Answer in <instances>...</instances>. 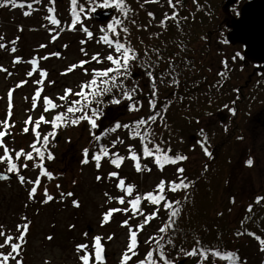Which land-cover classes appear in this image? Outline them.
Returning a JSON list of instances; mask_svg holds the SVG:
<instances>
[{
  "label": "rangeland",
  "instance_id": "1",
  "mask_svg": "<svg viewBox=\"0 0 264 264\" xmlns=\"http://www.w3.org/2000/svg\"><path fill=\"white\" fill-rule=\"evenodd\" d=\"M138 1L142 6L143 3L161 2L160 5L156 3L151 9L157 15L154 26L143 27L140 33H137L139 39H149L163 34L162 22L168 23L169 15L174 12L172 7L164 0ZM226 1L223 0L219 19H222V15L225 16V14L230 19L237 16V12L231 7L224 9ZM240 1L238 5L245 2V0ZM69 2L70 0H55L53 5L48 0H41L43 5L36 12L32 9L39 5L21 9L19 7L22 5L18 6L17 0H7L5 6L0 4V45H4L0 47V132L7 133L3 137L4 145L8 149L7 155L12 159L15 151L16 153H21V150L27 151L33 144L42 146L46 150L50 148V152L56 153L51 154L55 164L52 169L55 170L56 177L53 183L43 182L44 179L47 180L45 169L50 175L52 173L51 169L44 165L39 169L32 168L30 174L24 177V183H21L19 178L11 184L0 183V231L5 234L0 236V244H3L9 236L21 235L24 232L23 226L28 225V234L24 233V240L14 239L11 242L20 245L19 254L12 252L10 244L0 249V252L4 254L11 252L15 257V259H9L7 264H84L82 257L86 255L90 257L89 264H95L96 249L93 251V248H95L96 237L101 238L104 249L103 264H122V258L130 243L131 231L137 233L139 249L147 242L150 234L160 232L159 222L162 218L152 221V226L145 223V218L150 217L153 220V217H160L159 215L167 210L163 205L162 212L145 215V206L151 204L145 197L153 194L155 187L158 188L157 186L163 181V194L167 198L170 193L169 184L172 181H177L186 174L196 175L207 161L206 153L210 149L205 143L207 137L215 139L217 135L226 133V129L229 130L232 127L237 111L239 122L243 124L242 128L249 129V123L257 114L258 106L264 105V99L259 102L257 99L246 97L239 103L238 110L234 109L233 102L238 97L236 92L245 83L241 82L240 70L236 65V59L242 53V48L239 46L232 47L224 39L217 42L215 40L216 47L212 46L210 54L197 63V66L200 65L198 70L201 72L196 69L195 81L192 80L193 77H190L191 81H188L185 74L181 75L178 70L175 71L177 68L182 70L183 63L179 61L180 58L172 62L171 69L169 68L171 61L164 59L162 66H157L155 62L137 61L135 64L132 63L134 66L131 71L127 65L126 70L122 67L117 71L113 68L116 65L107 59L109 55L119 60L123 57L121 52L116 51V43L113 42L111 45L105 43L102 33L104 34L106 30L92 21L91 15L85 17V20H82L84 16H79V22L73 29L67 19ZM193 4V0L187 1V9L192 14L196 13V6ZM45 6L50 9L55 8L52 15L60 22L61 28L58 26L60 29L48 18L47 12L43 10ZM25 12L30 15H25ZM161 14L163 18H158ZM22 16L24 20L21 19ZM28 16L32 20L31 23L26 21ZM72 18L74 19V16ZM178 18L180 25L181 19ZM84 29L92 33L91 38ZM94 56H98L100 62L93 59ZM128 57H130L129 53ZM121 60H123L121 64H124V57ZM82 61L87 63L80 66ZM109 65H111L109 69H113L105 76L102 84H108L109 99L115 100L108 101L107 105L114 108L106 106L100 118H96L93 114L90 115V119H84L81 111L68 112L67 109L74 99H83L82 96L75 95L82 91V85L88 84L89 80L96 76L93 72H101V68ZM73 66L76 67L73 68ZM157 68L163 70L162 76L158 75ZM252 71L253 68L249 69L243 80L248 79ZM132 73L140 74V76L132 80L130 78ZM169 73L172 74L170 80L176 78L180 83H189L195 91L190 96L186 91H182L180 97L169 96L166 103L171 107L170 111L174 110L173 116L172 112H166L165 122L161 128L145 132V128L157 114L158 108V103L154 101L148 105L145 102L148 99H155L152 95L155 96L156 90L162 89V86L169 81ZM155 76L162 78L161 82L153 81L156 79ZM69 89L71 94L66 92ZM232 91H235L233 96ZM228 94L233 99H229L231 101L222 108L213 121L205 117L194 123V127L185 129L186 126H184L180 129L182 117L177 114L179 108L177 102L191 99L190 105L202 106L199 101L218 103L223 99H212L215 95L220 98V95L226 97ZM144 95L149 97L146 98ZM254 95L257 96L258 92L254 91L253 97ZM164 97L166 96H162ZM197 97L200 99H194ZM132 99L137 100L132 101ZM140 99L146 100L142 102L139 101ZM114 101H119V104ZM77 102H73L72 107L76 106L79 109L81 104ZM115 105H119L120 109H117ZM57 116H61V120L65 121L63 127L61 130L54 127L48 130L47 128L52 127V120ZM220 116L224 119L223 121ZM118 118H120L118 123L113 125V121ZM27 121L30 122L26 123ZM37 121L40 122L39 128L36 127ZM73 121L76 122L73 123ZM92 121L95 122V127ZM141 121L145 123L140 124ZM254 122L257 124L256 120ZM5 123L9 127L5 128ZM137 132L140 133L139 136L136 135ZM50 133H55L54 137ZM169 133L178 134V137L175 141H171L169 151L163 154L167 156L174 154L178 157L184 155L186 159L175 164L165 163L161 170L156 162V157L161 153L156 152L155 149L157 146L162 149L159 143L167 137L164 134ZM37 134L40 137L39 141H37ZM191 136H194L195 140L189 141ZM248 136L250 138L243 143V147H236L240 163L231 173L232 181H236L234 183H237L239 187L237 197H241L244 202L250 195L264 192V156L260 154L257 135L249 134ZM45 137H47L46 144ZM170 137L174 138L175 135ZM56 139L59 140L54 143ZM96 142L102 148V153L99 154L101 156L99 167L94 161H88L90 157H93L91 152ZM145 148L152 151L153 155H146ZM85 150L88 153L87 157ZM105 150L108 153L107 156L104 155ZM117 154L124 158L119 167L112 163L113 160L118 159ZM133 154L139 158L140 171L136 168L137 161L131 158ZM4 156V148L0 147V157ZM249 158H251L249 167L252 169L251 171L247 168L243 170L242 165L245 162L248 163ZM85 159L87 163L84 162ZM5 160L8 159L5 158L2 161ZM60 160L65 161L63 166L58 165ZM240 167L241 172H239ZM179 168H183L184 171L178 172ZM7 173L14 177L17 175L21 177L22 171L20 168L17 172ZM111 173L118 175L111 176ZM126 178L131 180L129 184L132 187L126 186ZM120 180L124 181V190L118 187ZM66 184H68L67 187ZM27 187L30 192L33 188L36 189L34 196L26 192ZM128 188H132L131 195L127 193ZM45 193L52 197L50 201ZM44 197L45 199H42ZM137 197L140 198V202L133 207ZM120 198L124 199L123 204L119 203ZM74 201L79 203V207L74 205ZM111 209H122V211L113 212L105 221V216ZM141 224L144 225L142 229L139 227ZM143 231H149V234ZM72 238L82 242L80 245L88 247L83 249L84 251L77 252L74 249L75 242L71 241ZM254 253L255 251L251 254ZM133 257V264H139L137 257ZM258 257L260 262V258H264V252L259 253ZM182 261H184L183 264H194L190 259ZM196 264H219V262L209 260ZM242 264H252V262L243 261Z\"/></svg>",
  "mask_w": 264,
  "mask_h": 264
},
{
  "label": "trees",
  "instance_id": "2",
  "mask_svg": "<svg viewBox=\"0 0 264 264\" xmlns=\"http://www.w3.org/2000/svg\"><path fill=\"white\" fill-rule=\"evenodd\" d=\"M48 1L51 2V0ZM187 1L188 0H171L170 4L169 0H164L167 5L172 7L174 12L169 15L170 19L168 23L162 22V27L164 26L163 34L152 36L151 38L148 37L149 39H139L137 33H140L143 27L152 28V26H154L157 15L155 11L151 9L156 3L160 5L161 2H155L154 4L143 3L144 5L142 6L141 2L138 0H123V3L126 5L125 10L127 11V15L124 14V11L118 9L115 4L108 7L114 9L115 12L111 19L104 24L103 27L106 31L104 34L102 33V35L112 42L118 40L126 48L131 49L129 52L130 57H128L127 60L129 71L133 69L137 61H142L143 63L155 62L157 66H162L164 59L169 62L171 61L169 64L170 67L168 65L171 69L172 62L180 58L179 61L183 63V65H181L182 70L177 68L175 71L177 72L178 70L181 75L185 74L188 81H191L190 77H193L192 80L195 81L196 71L200 67V65L197 66V63L200 62L201 58L210 54L212 41L216 40L217 42L223 41V39L226 40V33L228 31L226 25L230 18L225 14V16L222 15V19H219L221 17L220 12H222L223 0H193V5L196 6V13L193 14L187 9ZM103 3L104 0H77L75 12L78 13L80 17L84 16L82 20H85V17L93 13V11H91L92 8H95V11L99 9H108L99 6ZM69 5L70 7L68 8L67 3V16H69L67 19L69 24H73L74 22L77 24L79 20L74 21L72 18V16H74L72 0H70ZM81 8L84 10L81 11ZM238 8V5L232 7L233 11L237 12V15L239 12ZM49 9L50 8L46 6L43 9L48 13V18L53 14ZM32 13L33 12H31V14ZM178 17L181 19L180 25ZM158 18H163V15L161 14ZM21 19L24 20L23 16ZM26 21L29 23L32 22L30 16L27 17ZM116 21H120V23L117 24ZM108 24L112 25L115 31L109 29ZM59 27L61 28L60 25ZM59 27L57 26V28ZM221 34H223V36H221ZM121 59L120 61L123 63ZM241 59V55L236 59V65L238 66V70H240L239 75L242 74L241 67H243ZM176 63H178V61ZM109 68H111V65L106 68H101V72H93L97 77L94 76V78L89 80V83L93 79H95L97 83L92 85L91 89H83L85 92V96H82L83 99L76 98L72 101V103L79 101L81 104L79 106V109H81V116H87V119H90V115L92 116L95 114L96 118H100L102 114H104L106 106H108L107 102L115 100L109 99L110 88L108 84H102L106 77L101 74ZM113 68L117 69V66ZM162 71L161 68H157L159 76H162ZM198 72H201V70H198ZM171 75L172 74L169 73V81L162 86L164 89L162 88V90L159 88L156 90L155 96L152 95L155 99H142L146 100L145 103L147 105L151 101L158 103L157 114L154 115L152 122L147 125L145 132H149V130L152 131V129L155 131L161 128L165 122L164 118L166 117V112H169L171 109L169 104L166 103V101L169 100V96L180 97L182 91H186L190 96L195 91V88L189 83H180L176 78L170 80ZM130 78L134 80L133 73ZM155 78L156 79L153 80L155 82H161L162 80V78L159 79L157 76H155ZM105 89H107V91H105ZM231 93L233 96L235 91ZM144 96L146 98L149 97L148 95ZM162 96H166L164 98L167 99L162 98ZM232 96L228 94V96L222 97V95H220V98H217L215 95L212 99L223 100L218 101V103H210L209 101L203 100L199 101L202 103V106L199 104L190 105L191 99H183L177 102L179 107L177 114L182 117L180 129L184 126H186L185 129L194 127V123L198 122L203 117L212 119L215 114L220 113L222 108L231 101L229 99H233ZM238 98L240 99L241 97L239 96ZM194 99L200 98L197 97ZM135 100L137 99H132V101ZM142 100L140 99L139 101ZM194 101L196 102V100ZM72 103L69 107H72ZM233 103L234 109L238 110L239 103L241 102L234 101ZM117 104H119V102ZM254 104H256V102H254ZM108 107L114 108L111 107V105ZM115 107L120 109L119 105H115ZM74 108L77 109L76 106H74ZM202 108H206V110L203 111ZM170 112H172L173 116L174 110ZM122 114L124 115L125 113ZM234 117L235 119H233L232 122L233 125L229 130L226 129V133L217 135L215 139L207 137L205 143L210 148H208L209 151L206 153L207 161L200 170L197 171L196 175L186 174L179 180L172 181L169 184L170 193L167 198L164 196L163 192L160 193L158 188L155 187V191L152 195L163 196L164 199L153 204L152 200H150L151 204L145 206L144 211L145 215H154L157 211L162 212L164 205L167 211L160 214V217H153V220L148 217L147 223L152 226V221L157 218H162V221L159 223L161 228H165V231L150 234V237L147 238V242L141 249L136 247V255L129 253V255H132V260L128 261L127 264L134 263L133 256L137 257L136 260L139 264L140 261H145V264H148L149 259L153 260L155 264H165L166 261L167 264H177L187 259L192 260L194 264L198 262H207L209 260H216L219 264H242L243 261L249 262V260L252 264H264V258H260L259 262L258 257L259 253L264 252V243H261V241H264V192L252 194L250 197H247V200L244 202V200H241V197H237L239 187L237 183H234L236 181H232L231 179V173L234 167L239 166L240 163L236 147H243V143H246L248 140L247 128H242L243 124L239 122L238 111ZM120 118L115 119L113 125H116ZM63 122L65 121L54 119L52 120V127L47 129L50 130L53 128V124L55 123L56 127L54 128L61 130ZM164 135L167 137H164L159 144L163 152H168L171 141H175L178 134L169 133ZM171 135L173 137L175 135V137L171 138ZM56 142L57 139L54 143ZM99 145L98 142L93 144L94 148L91 152L93 157L97 156L96 154L99 155L102 153V148H100ZM36 149H39V152H37ZM48 150L42 146H36L35 149L31 147L27 151L21 150L25 155H21L19 159H17V154L20 152L16 153L15 151L11 160L0 161V171L9 172L8 169L10 164L15 163L18 170L21 168V176L25 177L27 174H30L32 168L39 169L40 165H44L48 169H51L52 178H49L47 175V180L44 179L43 182L53 183V181L56 180L54 176L55 170L52 169L55 164L53 159L48 158V155L49 153L52 155L56 153L55 151L50 152V148ZM27 154H31L33 159L28 160L26 158ZM260 154L262 156L263 151L260 150ZM41 157L43 158L41 159ZM93 157H90L88 161L97 163ZM169 157L175 158L178 156L171 154ZM182 157H184V155ZM240 157L242 159V154ZM248 157H251V155H248ZM248 161H251V158H249ZM64 163V160H60L58 165L63 166ZM25 164L27 167H24ZM249 166V162L243 163V170L247 168V170L251 171L252 168ZM58 169L56 171H58ZM12 172L17 171H10V173ZM239 172H241V167L239 168ZM17 178L20 179V176L17 175L12 180L0 183L11 184L13 183L12 181ZM130 181L129 178H126V186L132 187V185L129 184ZM67 185L68 184H66V187ZM173 185H187V187L180 186L176 191H172ZM25 190L31 193L28 187ZM228 193L230 195H228ZM42 199H45V197ZM177 201L179 203H177ZM169 203L172 207H168ZM176 210H178V213L173 217L171 213ZM143 232L149 234V231ZM25 234L28 233L26 232ZM72 239L71 241L75 242L74 249L78 252V246H80L82 242H77L78 240L75 238ZM94 249L95 248H93V251ZM194 250L197 252V255H189V253ZM253 251H255V253L251 254ZM149 253H151V257H149ZM201 253L206 254L207 258L205 259Z\"/></svg>",
  "mask_w": 264,
  "mask_h": 264
},
{
  "label": "snow or ice",
  "instance_id": "3",
  "mask_svg": "<svg viewBox=\"0 0 264 264\" xmlns=\"http://www.w3.org/2000/svg\"><path fill=\"white\" fill-rule=\"evenodd\" d=\"M51 2H52L53 5L55 4V0H51ZM169 3L171 4V0H169ZM113 4H115V6L118 9L124 11V14L127 15V11L125 10L126 9V5L123 3V0H104V3L101 4V5H99V6L100 7H103V8H108V7H111ZM72 5H73V10H74V21H76V20L79 19L78 13L75 12V8H76V5H77V0H72ZM30 6L31 5H29V7ZM83 10L84 9L81 8V11H83ZM95 10H96L95 8H92L91 9V11H93V12ZM49 11L54 13L55 12V8L53 7L51 9H49ZM25 15H30V13L25 12ZM53 23H55L57 26H59V23L60 22L58 20H55L54 19L53 20ZM116 23L119 24L120 21H116ZM71 27L74 29L76 27V23L74 22ZM108 28L111 29V30H113V31H115V29L113 28L112 25H109ZM84 30H85V32H87V29H84ZM125 31H126V29H125ZM87 34H88L89 38H91L92 33L87 32ZM104 41H105V43H108L109 45H111L113 43L107 37H104ZM115 43H116V51L117 52H121V54L124 56V64H121V61L119 59H114V57L112 55H109L107 57V59L109 61H112L117 66V69H116L117 71H119V69L122 68V67L126 70V65H127V60H128V53L131 51V49L126 48L118 40ZM3 46L4 45H0V47H3ZM13 51H15V49H13ZM46 58L47 57H45V59ZM93 59H95L98 62H100L98 56H94ZM84 63H87V61H82L80 66H83ZM75 67L76 66H73V68H75ZM110 71H112V69H109L108 71L103 72L101 75L107 76L108 75V72H110ZM44 75H46V73H44ZM96 83H97V81L95 79H93L90 83L85 84V85H82V91L79 92V93H76V95H78V96H85V92L83 91V89H85V88L91 89L92 85H95ZM105 91H107V89H105ZM66 92L68 94H71V90L70 89L69 90H66ZM128 98H130V96ZM61 99H63V97ZM46 102L47 103H51V101H46ZM114 102L118 103L119 101H114ZM80 110L81 109H76L74 107H69L67 109V111L68 112H71V113H74V112L80 111ZM83 118L87 119L88 117L87 116H84ZM55 119L56 120H61L62 117L61 116H57ZM152 119H154V117ZM41 120H43V117H41ZM29 122L30 121H27L26 123H29ZM75 122L76 121H73V123H75ZM139 123L140 124H143L145 122L144 121H141ZM39 124H40V122L37 121L36 122V127L37 128H39ZM92 124H93V127L96 126L94 121H92ZM53 126L56 127L55 123L53 124ZM7 127H9V125H7V123H5V128H7ZM117 127H119V125H117ZM137 127H139V125ZM25 131H27V129H25ZM6 134H7L6 132H0V147H3L4 148V152H5V156L4 157H0V161L4 160L5 158H7L8 160H11V157L7 155L8 154V149L4 145V140H3V137ZM50 135H52L54 137L55 133H50ZM136 135L139 136L140 133L137 132ZM39 139H40L39 134H37V141H39ZM141 139H143V137H141ZM44 142H45V144L47 143V137L44 138ZM32 147L35 149L36 148V145L33 144ZM36 151L39 152V149H36ZM144 151H145L146 155H149V156L153 155V152L150 151L147 148H145ZM155 151L161 153L160 156L156 157V162H157L158 166H160L161 170L163 169V166H164L165 163L175 164V163H177L180 160L186 159V157H175V158L169 157L166 154H163V150L160 149L159 146L156 147ZM21 155H25V154L23 152L17 154V159H19V157ZM87 155H88L87 150H85V156L87 157ZM104 155L105 156L108 155V153H107L106 150L104 152ZM117 157H118V159L117 160H113L112 163H114L117 167H119L123 163L124 158L123 157H119L118 154H117ZM26 158L28 160H32L33 159V157H32L31 154H27ZM42 158L43 157H41V159ZM48 158L49 159H52L53 158L52 155H51V153H49ZM93 158L97 161V167H99L100 166L99 165V161H100L101 157L99 155H97V156H94ZM131 158L133 160L137 161L136 168H137V171H140L141 170V166L139 164V158L135 154H133V156ZM84 162L87 163L88 162L87 159H85ZM249 164H251V161H249ZM24 167H27V165L25 164ZM40 167H43V165H40ZM8 170L9 171H18V167H17V165L15 163H11ZM177 171L180 172V173H182L184 171V169L183 168H179V169H177ZM45 175H48L49 178H52L51 175H50V173H48L46 169H45ZM110 175L111 176H117L118 174L117 173H111ZM0 178H6V177H0ZM97 179H100V177H97ZM20 180H21V183H24V177L21 176L20 177ZM180 186L187 187V185H173V187H172L171 190L172 191H176L177 188L180 187ZM118 187H120L121 190H124V181L123 180H120V183H119ZM158 190L161 191V192H163V190H164V182L163 181H161V183L158 185ZM35 192H36V189L33 188L32 189V192L30 193V195H34ZM127 193L129 195H131L132 188H128L127 189ZM45 195L47 196V193H45ZM47 199L50 201L52 199V197L51 196H47ZM145 199L152 200L153 203H158L160 200L164 199V197L163 196H153L152 194H148L145 197ZM124 202H125L124 199L123 198H120L119 203L123 204ZM139 202H140V198L137 197L136 200H135V202L133 203V207H135L137 204H139ZM177 203H179V202L177 201ZM74 205L77 206V207H79V203L76 202V201H74ZM168 207H172V205L169 203L168 204ZM118 211H122V209H111L109 211V213L106 214L105 221H107L108 216H110L113 212H118ZM177 213H178V210L173 211L171 213V215L173 217H175L177 215ZM148 219H149L148 217L145 218V223L148 222ZM143 226H144L143 224L139 225V227L141 229L143 228ZM27 228H28V225L25 224L23 226L24 232L21 235H19L18 237H11V236L7 237L5 239V241H4V243L3 244H0V249L4 248L5 246H7V245L10 244L11 245L12 252H15V253L19 254V252H20V245L17 244V243H11V242L14 239L15 240L23 241L24 240V233L27 232ZM18 231H20V227L19 226H18ZM160 231L161 232H164L165 231V228H161ZM4 235L5 234L2 231H0V236H4ZM49 239H51V237H49ZM261 243H264V241H261ZM137 246H138L137 233L135 231H131L130 232V243H129V246H128V252H126L124 254L123 258H122L123 259V264H127V262L132 259V255H136L137 254L135 252V249H136ZM87 247H88L87 245H80V246H78V250H83V249H86ZM95 249H96V252H95V264H103V261H104V256H103L104 249H103V246L101 244V238L100 237H96L95 238ZM128 253H131L132 255H129ZM189 255L195 256V255H197V252L194 250V251L190 252ZM201 255L204 256L205 259L207 258L206 254L201 253ZM149 257H151V253H149ZM9 259H15V257L12 256L11 252H9L8 254H4L3 252H0V264H7V262L9 261ZM89 259H90V257L87 256V255L84 256V257H82V260L84 261V264H89ZM140 264H145V261H140ZM148 264H155V262L153 260L149 259L148 260ZM165 264H167V261L165 262Z\"/></svg>",
  "mask_w": 264,
  "mask_h": 264
},
{
  "label": "water",
  "instance_id": "4",
  "mask_svg": "<svg viewBox=\"0 0 264 264\" xmlns=\"http://www.w3.org/2000/svg\"><path fill=\"white\" fill-rule=\"evenodd\" d=\"M237 0H227L224 9L235 5ZM113 9L95 11L91 18L105 24L113 15ZM227 40L230 44L244 46V57L255 63H264V0H249L240 9L239 17L230 20ZM136 75H134L135 77ZM59 140V139H58ZM195 140L194 136L189 138ZM0 182L13 179V175L0 171ZM184 261L180 262L183 264Z\"/></svg>",
  "mask_w": 264,
  "mask_h": 264
},
{
  "label": "flooded vegetation",
  "instance_id": "5",
  "mask_svg": "<svg viewBox=\"0 0 264 264\" xmlns=\"http://www.w3.org/2000/svg\"><path fill=\"white\" fill-rule=\"evenodd\" d=\"M249 0H245V2H243L241 5H238V3H241V1L237 0V2L235 3V5H238L239 7V12H238V15L237 16H233L231 17L234 18V17H239L240 15V9L241 7ZM235 5H233L232 7H234ZM229 19V22L227 23V27H228V31L227 33L230 31V27H229V23H230V20ZM214 42H212L211 44V47L214 46L216 47V43H215V40H213ZM226 41L228 42L227 40V34H226ZM229 45H231L232 47H240L242 48V53H241V56H242V59H241V62H242V65L243 67L242 68V74H241V82H245L244 85L241 86L240 89H238V97L240 96V102H242L243 100H245L246 97H249V99H257V101H261V99H264V63H255V62H252L248 59H246L243 55L244 53V46L241 45V44H236V45H232L228 42ZM253 68V71L250 72L252 73L248 79L246 80H243L245 77L244 75L246 76V73L248 72L249 69ZM137 76H140V74ZM155 80V79H154ZM255 86H257L256 88H254ZM254 91H257L258 92V95L253 97V93ZM236 98V101H238L239 98ZM255 102V101H254ZM264 103V102H263ZM256 115L253 117V120L250 121L249 123V129L247 128V137L250 138L248 135L250 134L251 136L255 134L257 135V141L259 142L260 144V150L263 151V156H264V105H260L258 106V109L256 110ZM218 116V114H215L214 117L212 119L208 118V120L210 121H213L215 119V117ZM205 118V117H203ZM220 119L221 121H223L224 119L220 116ZM254 120H256L257 124L254 122ZM251 124L252 127H251Z\"/></svg>",
  "mask_w": 264,
  "mask_h": 264
}]
</instances>
